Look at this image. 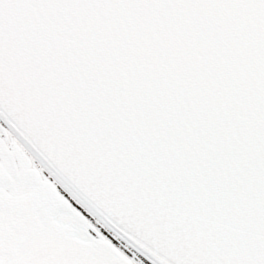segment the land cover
<instances>
[{
  "label": "snow or ice",
  "instance_id": "1",
  "mask_svg": "<svg viewBox=\"0 0 264 264\" xmlns=\"http://www.w3.org/2000/svg\"><path fill=\"white\" fill-rule=\"evenodd\" d=\"M0 264H264V0H0Z\"/></svg>",
  "mask_w": 264,
  "mask_h": 264
}]
</instances>
